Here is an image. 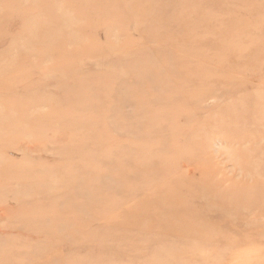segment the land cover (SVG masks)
Listing matches in <instances>:
<instances>
[{
  "label": "rangeland",
  "instance_id": "rangeland-1",
  "mask_svg": "<svg viewBox=\"0 0 264 264\" xmlns=\"http://www.w3.org/2000/svg\"><path fill=\"white\" fill-rule=\"evenodd\" d=\"M0 264H264V0H0Z\"/></svg>",
  "mask_w": 264,
  "mask_h": 264
}]
</instances>
